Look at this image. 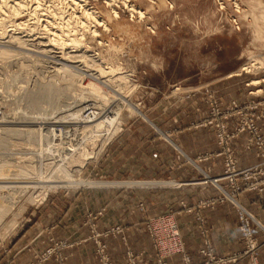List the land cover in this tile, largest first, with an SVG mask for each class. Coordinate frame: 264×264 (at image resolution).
Instances as JSON below:
<instances>
[{
	"label": "rangeland",
	"instance_id": "rangeland-1",
	"mask_svg": "<svg viewBox=\"0 0 264 264\" xmlns=\"http://www.w3.org/2000/svg\"><path fill=\"white\" fill-rule=\"evenodd\" d=\"M168 1L155 0V4L150 5L147 0H130L143 9L145 16L141 19L136 14L131 18L120 0L114 1L119 17L113 20L104 0H87V4L106 20L110 30L105 31L97 26L98 36L84 31V39H79L80 46L73 48V51H70L71 47L61 49L59 45L46 47L45 43L40 42L44 40L41 33L45 32L40 25H35L30 35H26V32L18 34L24 41L22 45L10 39L7 32L1 35L0 49L9 52L0 55V168L3 165H16L19 174L12 178L0 176V185L3 188L10 185L8 188H12L9 191L11 197L0 194V203L4 206V212L0 213V243L16 233L30 209L40 204L49 193L105 184L99 182L105 179L95 175L93 167L108 142L119 133L121 120L124 117L142 116L147 102H154L157 93H162L163 89L164 94H176L184 89H203L208 103L209 97L219 103L210 88V78L230 70L229 74L239 75L263 72V60H259V68L254 71L241 67L248 62L249 52L264 54V0H236L240 12L234 10V0H221L224 4L222 8L218 0ZM21 18L28 19V14L24 13ZM73 37L77 39L78 33H73ZM82 50H88V55L93 54L105 66H110L113 74L100 76L91 69L87 72L91 75L85 71V74L81 73L78 68L86 69L84 66L93 62L91 56L78 63L70 62L73 60L70 57L68 60L64 58V55L80 54ZM119 75H127L126 80L119 78ZM107 78H111V82L104 84L102 81ZM119 83L125 85L122 84V87ZM155 88L154 93L145 91ZM256 91L257 98H260L261 90ZM122 95H127L126 98L140 112L128 109L123 102L121 104L118 98ZM82 101H86L85 105L89 107L82 111L87 124V113L92 110L95 113L104 112L102 119L107 127L101 130L98 137L85 135L89 125L82 132L81 129L75 130L73 135L66 130L70 137L61 135V140L55 143L51 140L52 134L53 137L56 135L54 132L50 136L48 127H38V120L48 118L52 121L54 118L67 119L69 126H78L80 116L76 110L83 106ZM72 114L74 117L70 116ZM74 120L77 123L72 125ZM31 128L36 136L32 143L27 140ZM38 139L43 140L42 147L48 146L46 150L49 153L44 155L48 157L28 154L30 149L35 148ZM94 139L96 141L92 142ZM84 143L91 158L90 155L85 158L76 152V149L84 147ZM95 148L99 150L93 155ZM25 153L27 157H24ZM86 180L92 183L84 184ZM82 184L84 186H80Z\"/></svg>",
	"mask_w": 264,
	"mask_h": 264
},
{
	"label": "crops",
	"instance_id": "crops-1",
	"mask_svg": "<svg viewBox=\"0 0 264 264\" xmlns=\"http://www.w3.org/2000/svg\"><path fill=\"white\" fill-rule=\"evenodd\" d=\"M230 71L209 80L221 107L232 98L241 102L257 98L256 90L264 89V70L245 75ZM145 91L154 93L156 88ZM164 91L156 92L154 102H147L142 116L121 120L119 133L108 142L93 167V173L105 179L99 182L105 184L49 193L30 209L16 233L0 243V264L6 259L14 264H30L57 241L63 243L66 264H99L95 234L106 243L112 264H125L128 249L138 254V264H156L144 220L167 212L173 214L191 263L197 264L204 257L199 253L202 235L195 213L203 217L214 253L229 255L244 247L238 230L242 209L254 217L253 234L260 243L257 263L264 264V193L240 192L236 203L218 200L220 188L201 181L205 176L218 177L223 170L222 157L216 155L219 146L214 128L202 124L209 112L205 92L197 88L176 94ZM258 112L264 113V107ZM256 124L264 137V118ZM231 145L240 168L263 159L254 146L246 147L245 133L232 139ZM219 184L227 189L223 180ZM209 198L215 200L197 207L199 200ZM115 226L121 230L105 233ZM167 261L181 264L178 255ZM41 264H54V260ZM235 264H250V260L244 257Z\"/></svg>",
	"mask_w": 264,
	"mask_h": 264
},
{
	"label": "built area",
	"instance_id": "built-area-1",
	"mask_svg": "<svg viewBox=\"0 0 264 264\" xmlns=\"http://www.w3.org/2000/svg\"><path fill=\"white\" fill-rule=\"evenodd\" d=\"M208 101L209 112L207 117L202 121V124L214 128L216 142L219 146L216 155L222 157L223 170L220 176H205L202 177L201 181L213 182L220 188L222 195L217 197L220 201L228 199L236 203V196L243 191H251L258 194L264 193V137L261 133V128L256 124L259 118H264V113L258 112L259 107H264V89L260 92V98H250L242 102L231 99L224 107H221L212 97H209ZM233 117L235 119L232 120ZM54 119L52 121L48 118L45 121L38 120V123L36 122L38 127H48L47 131H53L56 134L54 137L52 134V142L58 143L61 135L68 137L69 135L66 134V130H69L73 135V124L77 123V120L72 122L73 126L71 127L68 125L69 121L67 119H56L57 121ZM44 131L46 132V129ZM242 133L246 134V147L254 146L257 149L256 154L262 156L263 159L252 165L240 168L238 167V159L235 156L231 141ZM42 141V139L36 141L35 148L33 150L30 149L31 154L39 156L41 154L47 155L48 152L46 149L48 146L42 147L44 145ZM220 180L225 182L227 189L221 187L219 184ZM80 186L84 185L82 184ZM214 200V198L201 199L198 201L197 207L208 206ZM182 205L185 206L183 203ZM186 211L190 212L191 208L187 207ZM195 218L199 221V230L202 235L199 253L204 257V260L197 264H235L244 257L250 260V264H258L256 252L260 244L253 234L255 220L251 213L242 209L238 230L242 235L244 247L242 250L229 255H216L214 253L211 242L207 237V229L203 226L202 215L196 212ZM144 228L154 248L156 264H168L167 259L174 255L179 256L181 264H193L185 251L184 241L171 212L147 217L144 220ZM120 230L119 226H115L105 231V233L119 232ZM99 236L100 234H95L94 236L95 252L98 257V262L99 264H112L107 252L106 243ZM62 248L63 243L57 241L37 254L36 260L30 264H41L50 258H53L54 264H66V256L62 252ZM3 264L14 263L11 259H6ZM125 264H138V254L128 249L125 254Z\"/></svg>",
	"mask_w": 264,
	"mask_h": 264
},
{
	"label": "bare ground",
	"instance_id": "bare-ground-1",
	"mask_svg": "<svg viewBox=\"0 0 264 264\" xmlns=\"http://www.w3.org/2000/svg\"><path fill=\"white\" fill-rule=\"evenodd\" d=\"M26 1L27 0H0V25H1V28H0V37H1V35L4 36V33L6 35V32H7V33L10 34L9 35L10 39H12L13 41L15 40L17 43H21V45H22V43L24 44V41H23V39H21V35H18V34L23 33V32L24 33L26 32V35L27 34L30 35L29 32L30 31L31 32H34L35 25H37V26L40 25L43 28L42 29L40 27L42 30L45 29V32L43 31L44 33H41V37H43L44 40L43 41H40V42L41 43H45L46 44V47L47 46H49V47H52V46L55 47V45H57V46L59 45L61 47V49L65 48V47H71L72 50H70V51H73V48H77V47L80 46V40L81 39H84V37H85V34H84L85 32L84 31H87L92 36H98L99 35V30L97 29V26L102 27V29L105 30V31H109L110 30V28H109L108 23L106 22V20L98 15V12H97L96 9H94L92 6H89L87 4V0H45V2H43V0H29L28 2H26ZM104 1L106 3V6L109 8L110 15L112 16L113 20H115L117 17H119V15H118V12H117V10H116V8L114 7L113 4H115L119 0H104ZM114 1H116V2H114ZM147 1H148V3L150 5L155 4V0H147ZM159 1L164 3L165 1H168V0H159ZM120 2L124 6V8L127 9V11H128V13H129V15H130L131 18L134 16V14H136L140 19L145 16L143 9H141L140 7H137L133 2H130V0H120ZM168 3H169V1H168ZM218 3H219L220 8L224 7V4H223V2L221 0H218ZM168 5L170 7H172V4L171 3H169ZM233 7H234V10L235 11L240 12V5H239V3L236 0L233 1ZM24 13L25 14H28V19H26L27 17L25 19L21 18V16ZM107 18L110 21L112 20L110 17H107ZM9 21H11V22H9ZM5 26H7V27L10 26L11 28L5 29L6 28ZM73 33H78L79 37L76 39L75 37H73ZM12 40H9V41L11 42ZM40 42H38V44ZM35 51H37V49ZM39 51H41V50H39ZM87 51L88 50H82L80 54L75 55V53H74L73 56L72 55H70V56L69 55H66V56L64 55V58L67 59V58L70 57V58L73 59V60L72 59H69V60H72L70 62L78 63V62H82L83 59L91 56L92 59H93L92 60L93 62L91 64H86V66H84V67H86V69L85 68L84 69L78 68L81 71V73H84V71H85L87 75H91V74H88L87 73L91 69V70L96 71L97 74H99L100 76H103V75H106L107 76V75H112L113 74L112 68L110 66H105L103 63H101V61L98 58L94 57L93 54H92L93 56L90 55V54L88 55L87 54ZM8 52L9 51L6 50V49H4V48L3 49H0V55H6ZM248 54H250V56L248 57V62H246L241 67V69H245L246 71H254L257 68H259V60H261V61L263 60L264 61V54H262V53H255V52H249ZM126 76L127 75H121V76L119 75V78H122L123 80L124 79L126 80V78H125ZM94 77L96 78L95 75H94ZM116 80H118V79L116 78ZM99 82H100V80H99ZM102 82L104 84L105 83H108V82H111V78H107V79H105ZM253 83H257V80H254ZM119 84H121V83H119ZM122 84H124V83H122ZM122 87H123V85H122ZM122 89H124V88H122ZM88 97H85V98H88ZM126 97H127V95L126 96L125 95H122V97L120 96L118 98L121 101V104L125 103V105L128 107V109H131V110H134V111H138L139 110L138 107L135 106V104H133L131 101H129V99H127ZM85 98L82 99V100H85ZM103 100H101V102ZM107 101H108V99H107ZM117 102H118V100H117ZM85 103H87V102L86 101L83 102L82 103L83 106L80 107V108H78L76 110V112L79 113L80 121L77 123L78 126H74L73 132H75V130H77V129L78 130L81 129V132H82V129L83 128H84V130H86V128H87L86 126L91 125V126L88 127L89 129L87 130V132L86 133L84 132V133H85V135L88 134L89 137H92L93 136V138H96V137H98L100 135L101 130L106 129L105 127H107V125L105 123V120L102 119V113L104 115V112H101L100 111V112H97L98 113L97 114V113H95V110L94 111L92 110L91 112L87 113L85 115L86 118L89 120V123L87 124L85 118L82 116V114H83L82 111H85V110H87L89 108V107L88 108L86 107L87 104L85 105ZM105 103H106V101H105ZM92 106L94 107V104H92ZM90 108H91V106H90ZM100 110H102V109H100ZM138 112H140V111H138ZM76 114H74V115H76ZM70 116H73V114L70 115ZM83 120H85V122H83ZM32 128L30 129V131H31L29 133L30 135L27 136V138H28L27 140L30 143H32L31 141H33L32 140L33 138H36V136L34 137V135H33L34 133H32L33 132L32 131L33 130ZM52 133H53V131H49L50 136H51ZM67 133H70V131L67 132ZM69 137H70V135H69ZM90 139L91 138H89V140ZM91 141L92 142H95L96 140L94 139V140H91ZM86 142H87V140H86ZM80 146H78V147H80ZM99 148H95V150H93V153L92 154L93 155L96 154L98 151L97 152H95V151L96 150H99ZM27 149H29V148H27ZM76 150H77L76 152L78 154H80L81 156L83 155L84 157L85 156H89L91 154L90 152L87 151L89 149H86L85 148V143H84V147L83 148L80 147V148H78ZM3 152H1V153H3ZM9 153H10V151H9ZM20 153H22V152H20ZM29 153L31 155V151L30 152L28 151V154ZM25 154L26 155L25 156L22 155V157L23 156L24 157H27L28 156L27 153H25ZM90 158H91V155H90ZM39 164H41V163H39ZM0 165H1V163H0ZM15 166H10V165L9 166H7V165L1 166V168H0V176H2V178H4V176L5 177L12 178L13 176L18 175L19 174V171L17 169H19V168L17 166L15 167ZM27 166H30V164H28ZM35 166L36 165H34V166L32 165L31 167H35ZM38 168H39V166H38ZM40 170H42V169H40ZM19 186L17 188H19ZM0 187H2V188H0V192H1L0 194H3L4 196H8L9 195L11 197V194L12 193L9 192V191L12 188H8V187H10V185H8V187L6 186L7 188H5V186L3 188V186H1V185H0ZM13 188H15V187L13 186ZM2 212H4V206H3V204L0 203V213H2Z\"/></svg>",
	"mask_w": 264,
	"mask_h": 264
}]
</instances>
